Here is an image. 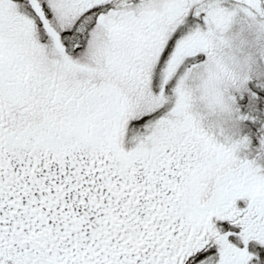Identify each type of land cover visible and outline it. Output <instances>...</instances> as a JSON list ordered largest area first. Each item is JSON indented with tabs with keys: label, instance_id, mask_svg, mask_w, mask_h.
<instances>
[{
	"label": "flooded vegetation",
	"instance_id": "obj_1",
	"mask_svg": "<svg viewBox=\"0 0 264 264\" xmlns=\"http://www.w3.org/2000/svg\"><path fill=\"white\" fill-rule=\"evenodd\" d=\"M98 1L77 0L73 8L88 12ZM35 14L59 48L53 50L48 77L38 75L34 86L45 96L32 104L22 101L21 115L29 112L34 117V131L47 133L50 145L31 150L8 141L5 153L40 152L54 161L40 176V162L8 161L4 144L0 147V264H264V196L248 192L250 174L244 161L239 159L235 167L227 165L211 181L201 182L197 168L180 149L154 146L155 140L144 136L134 142L138 150L141 146L136 145H146L130 156L137 169L126 175L129 186L121 189L112 182V175L122 170L115 154L128 148L113 131L117 123L108 120L111 136L104 139L106 129H94L98 126L86 113L89 101L107 100L102 92L98 98L89 97V68L77 60L88 57L87 43L68 49L43 17L49 12ZM128 16L112 17L104 25L106 44L112 49L102 57L113 63L110 72L134 73L136 55L153 56L161 40L146 15ZM7 18H1L4 38L9 35ZM117 21L124 22L117 25ZM18 73L29 82L30 71L20 68ZM0 107L9 113L10 105ZM1 123L4 127V116ZM109 144L115 146L112 151L106 148ZM58 163L66 169L62 175H56ZM92 167H97L96 179L109 192L77 194V181ZM170 180L178 192L168 189Z\"/></svg>",
	"mask_w": 264,
	"mask_h": 264
},
{
	"label": "rangeland",
	"instance_id": "obj_2",
	"mask_svg": "<svg viewBox=\"0 0 264 264\" xmlns=\"http://www.w3.org/2000/svg\"><path fill=\"white\" fill-rule=\"evenodd\" d=\"M74 3L79 4L0 0V16H8L12 30L19 22L18 33L26 37L19 58L34 60L36 56L28 53L36 48L38 64L49 65V40L39 37L32 45L29 35L41 33L40 27L21 23L23 16L37 18L35 11L49 12L43 17L54 30L67 33L68 49L87 43L88 57H94L89 63L106 56L104 25L112 17L146 15L161 40L153 56L136 55V84L132 79L128 88L131 100L116 105L118 120H125L113 119L123 125L120 141L128 148L126 155H138L134 152L144 144L136 145L141 146L138 150L134 142L150 136L154 146L175 147L186 154L201 182L211 181L227 165L235 167L240 159L249 167L248 192L264 196V0H100L88 12L74 9ZM104 17L108 19L103 23ZM28 44L30 51L25 52ZM131 121H139L140 128L131 127ZM105 129L104 139L110 138L109 127ZM8 139L13 142L14 136ZM106 148L112 151L115 146ZM83 177L84 183H95Z\"/></svg>",
	"mask_w": 264,
	"mask_h": 264
},
{
	"label": "trees",
	"instance_id": "obj_3",
	"mask_svg": "<svg viewBox=\"0 0 264 264\" xmlns=\"http://www.w3.org/2000/svg\"><path fill=\"white\" fill-rule=\"evenodd\" d=\"M14 54H16V53H14ZM20 58H22L21 56H20ZM17 59V58H16ZM15 59V60H16ZM23 62H24V66H27V65H29L28 63H29V60L28 59H26V58H24L23 60H22ZM15 62V61H14ZM16 64H18V63H16L15 62V65ZM2 68H4V58L1 60L0 59V69H2ZM4 71H1L0 72V87H1V89H0V101H4L5 100V98L7 97V95H6V92L8 91V90H6V88H9L10 86H5L4 85V81L2 80V73H3ZM11 89V88H10ZM14 97H17L16 95H13ZM21 100L22 101H24L22 98H21ZM16 108L17 109H20V110H22V109H24V107H22V106H20V104L19 105H17L16 106ZM7 114H9L10 116H12V111H9V113H7ZM29 133H32V131H29ZM23 136H25V134L24 135H18L17 137H18V139L16 140V141H18L19 140V138L21 137H23ZM27 140H32V136H29V137H25ZM15 145H17V144H20L19 142L17 143V142H15L14 143ZM33 149V148H32ZM121 172V171H120Z\"/></svg>",
	"mask_w": 264,
	"mask_h": 264
}]
</instances>
